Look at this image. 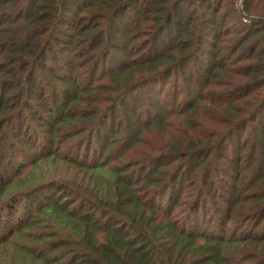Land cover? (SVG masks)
<instances>
[{
    "label": "rangeland",
    "instance_id": "obj_1",
    "mask_svg": "<svg viewBox=\"0 0 264 264\" xmlns=\"http://www.w3.org/2000/svg\"><path fill=\"white\" fill-rule=\"evenodd\" d=\"M202 1L189 0L182 7V13L185 11L183 14H189L196 20V24H199L198 28L204 11L200 4ZM216 1L222 3L220 21L213 26L210 25L205 31L207 34L202 33V41L198 42L201 43L200 49L195 48V44L189 45L192 43L190 41L184 42L186 44L182 45L183 52L176 54L177 59L179 57L182 61L181 66L175 68L174 74L170 76L164 74L146 79L149 77L147 70L122 72L133 62L153 61L171 50L175 43H181L178 38L182 23L177 28H168L165 32L158 28L154 30L145 28L149 23L148 19H153L157 12L153 11L152 0H140V3L122 14L119 19L112 18L105 24L101 22V25L105 26L103 31L106 33L105 38L102 39L101 36L98 39L89 38L84 42L83 38L74 36L78 34L74 25L59 27L62 35L52 44V50L49 51L46 61L47 69L53 68L59 78L54 81L53 72L48 70L40 73L39 81L47 89L44 99L52 110L51 115L43 121L50 130H44L35 124L32 112L24 113L21 117V120L29 125L25 131L19 129V119L0 127V189H4L5 181L14 179L16 175L22 177L27 174L32 159L38 157L41 152L50 153L56 150L58 158L51 161L52 169L47 173L50 185H47L41 194L29 199L25 197L17 203L8 200L11 193L3 195L1 201L5 202L4 205L0 204V239L12 234L27 220L32 208H35L34 205L31 207L33 201H38V205L42 204V199L51 197L60 189L69 194H71L69 190L78 192L79 189L86 198L100 202L96 194L86 187L93 186L96 177L90 172L85 173L84 170L72 166L95 163L101 158L105 149L111 152L108 162L116 159L120 154L124 155L123 160L111 164L121 167L128 165L133 159L139 161L152 156L153 160L147 164L153 172H160L154 177L152 186L142 187L144 178L151 179L150 174L144 173L141 167L132 170L127 176L136 185L134 190L141 200L146 201L157 211L160 210L161 215L170 213L171 217L187 225V228L190 227V231L219 236H233L237 233L241 238L251 234L259 237L264 235V222L258 225L257 219L251 218L249 221L244 219L240 223L232 220L227 224L224 210L218 213V209H224L228 205L227 200L234 199L231 192L233 186L238 190L237 192L242 191L245 195L246 185L252 184L255 176L264 169L263 136L259 130L261 125L259 126L257 122L261 119L264 122V111L257 118L258 120L251 122L229 139L220 162L216 160V155H210L208 158L205 156L202 162L200 157L194 159L200 155V152H195L193 148L187 160H173L175 151L180 152L195 143L192 141L193 137H197L196 134L199 135L203 131L202 125L206 131L214 125H223L227 118L224 112L227 105L225 103L232 101L225 97L236 94V87L242 80L245 81V78L238 74L248 68L247 65L253 60L250 54L251 47H258V54L264 47V42H260L259 39L256 43L248 44L249 50H240L234 55L231 54L232 50L227 48L228 41L236 39L244 31V25L248 24L247 28L250 29L254 20L240 18L238 11L246 15L245 7L253 2L254 8L247 13L254 18L257 16L256 20L261 19L260 16H264V0ZM216 1L213 0V3ZM75 2L77 4L72 10L77 17L76 23L89 24V21L83 20L88 19L85 3L93 5L99 3V0H85L84 3L82 0H73V3ZM139 9L145 10L141 11L145 16L136 15ZM173 10L175 11V8ZM146 11L148 14H145ZM119 25H124L127 34L118 38L114 32ZM231 32L234 33L235 38L232 37ZM91 50L93 51L89 53L88 58H83L82 55ZM108 53L110 55L106 58ZM183 56L185 60L181 59ZM257 56L259 55L256 54L255 57ZM54 57L60 63H55ZM187 59L189 64L184 66L183 60ZM215 61L227 70L216 71ZM96 66L98 68L94 71ZM93 72H95L94 78H92ZM217 72H219L218 77L215 78ZM185 74L188 75L184 77ZM235 77L237 80L234 79ZM60 79L69 83L72 81L73 88L63 86ZM83 85H91V92L85 94L79 110L82 109L85 114H92L90 120L95 127L79 119L58 125L63 110L65 90L68 89L69 94L72 95L77 87ZM230 89H233L231 93L234 94L227 92ZM199 94L203 95L204 99L198 102ZM236 98H240V95L238 94ZM238 103L242 105L243 101ZM192 104L198 105L197 114L186 113L189 105ZM35 105L42 109V103L36 102ZM167 114H170L167 122L161 124V118ZM191 121L195 126L197 125L196 129H191ZM83 126H88V129L77 137L71 134ZM138 132H142L140 143L133 145ZM111 136L114 142L110 143L108 140ZM254 143H262V145L258 147L256 154L253 152L249 154ZM182 167L186 168L184 172L180 171ZM237 173L241 177L238 181L237 179L234 181ZM209 174L212 175L204 182ZM140 182L141 184L138 185ZM223 189L227 192V196L223 195ZM214 191H217V197L213 196ZM79 204H83L81 200L77 202L76 207H81ZM169 205L170 210H166ZM255 262L259 264L260 260Z\"/></svg>",
    "mask_w": 264,
    "mask_h": 264
},
{
    "label": "trees",
    "instance_id": "obj_2",
    "mask_svg": "<svg viewBox=\"0 0 264 264\" xmlns=\"http://www.w3.org/2000/svg\"><path fill=\"white\" fill-rule=\"evenodd\" d=\"M187 1L189 2V0H152L153 11L157 12L153 19H148L149 23L145 28L152 30L158 28L165 32L168 28H177L182 23L178 38L181 43H175L171 50L153 61L129 64L122 71L123 73L147 70L149 77L146 79L164 74L170 76L174 74L175 68L181 66L182 61L179 57L177 59L176 54L183 52L182 45L186 44L184 42L190 41L192 43L189 45L195 44V48H201V43L198 42L202 41V33L204 35L210 25L213 26L220 21L222 3L216 0L214 3L213 0L200 2L204 11L198 28L199 24H196V20L189 14H183L185 11L182 13V7ZM138 3L140 0H99V3L93 4L94 7L92 4L85 3L88 19L83 20L89 21V24L78 25L75 21L76 14L72 10L77 3H73V0H0V127L19 119V129L25 131L29 125L26 121L23 122L21 117L24 113L32 112L34 123L44 130H50L43 121L51 115L52 110L44 99L47 89L39 81L40 73L48 72V70L53 72L54 81L59 78L53 68L46 67L52 44L62 35L59 27L74 25L78 30V34L74 36L83 38L84 42L89 38L98 39L102 36V39L105 38L106 33L103 31L105 26H102L101 22L105 24L112 18L119 19L122 14ZM254 6L255 4L251 2L245 7L246 15L238 11L240 18L254 20L250 29L247 28L248 24L244 25V33L228 41L227 48L232 50V55L240 50H249L248 44L256 43L259 39L260 42H264V16L256 20L257 16L254 18L247 13ZM141 11L145 10L139 9L136 15L143 16ZM145 14H148V11ZM123 27L124 25H119L115 29L114 33L118 38L127 34ZM231 34L235 38L234 33L231 32ZM251 48L250 54L253 60L247 65L248 68L238 74L245 78V81L242 80L236 87V94L231 93L233 89L227 91L234 95L225 97L232 101L225 103L227 105L224 112L227 118L223 125H214L209 131H206L202 125L203 131L199 135L196 134L197 137H193L194 139L192 138L195 143L185 150L175 151L177 154H174L173 160H187L193 148L195 152H200V155L194 159L200 157L202 162L205 156L208 158L210 155H216V160L220 162L229 139L251 122L258 120L257 118L263 113L264 47L259 54L258 47ZM92 51L85 52L82 55L83 58H88ZM256 54L259 56L255 57ZM109 55L108 53L105 57ZM182 58L185 60L184 56ZM54 59L55 63H60L56 57ZM184 60V66H187L189 59ZM87 61L86 59L85 62ZM214 67L216 71L227 70L219 66L217 61ZM97 68L96 66L94 71ZM218 73H215L217 74L215 78L218 77ZM94 75L95 72L92 73V78ZM187 75L185 74L184 77ZM236 77L235 80H237ZM215 78H213L214 81H216ZM59 81L64 84L63 86L73 88L72 81L70 83L61 79ZM76 89L72 95L69 94L68 89L65 90V100L62 102L63 110L58 119V125L79 119L85 124L90 123L94 126L90 120L92 114H85L82 109L79 110L85 94L91 92V85H83ZM238 94L240 98H236ZM203 99L204 96L199 94L198 102ZM225 99L223 94V103ZM241 100L242 105L238 103ZM36 102L43 104L42 109L35 105ZM196 104L189 105L186 113L197 114L198 105ZM55 109L53 104V110ZM169 116L170 114L163 116L160 123L165 124ZM109 118L108 116L107 119ZM257 122L259 126L261 125L259 130L263 136L264 145L263 119ZM191 124V129H196L197 125L195 126L193 121ZM87 127L83 126L84 129L81 127L71 134L77 137L88 129ZM141 134L142 132H138L133 145L140 143ZM108 142H114V138L111 136ZM261 145L262 143L252 144L249 154L250 152L256 154ZM110 153L105 149L101 158L95 163L72 166L84 170L85 173L90 172L96 177L94 185L86 187L96 194L97 200L100 199L101 203L86 198L79 189H77L79 193L69 190L72 195L60 189L51 197L42 199V204L39 205L38 201H33L31 207L34 205L35 208H32V213L27 220L12 234L0 239V264H245L247 262L257 264L256 260H260L259 264H264V235L259 237L251 234L241 238L237 233L233 236H219L190 231V227L187 228V225L171 217L170 213L161 215L160 210L158 212L146 201L141 200L134 190L136 185L127 176L132 170L141 167L144 173L150 174L151 179L144 178L142 187L152 186L154 177L160 172L158 170L153 172L148 166L147 162L153 160L152 156L139 161L133 159L128 165L121 167L111 164L123 160L124 155L120 154L116 159L108 162ZM57 158L56 150L50 153L41 152L38 157L35 156L27 174L22 177L16 175L14 179L4 182V186L2 185L4 189H0L2 196L0 204L4 205L5 201L1 200L6 193H11L8 200L16 203L25 197L29 199L41 194L47 185H50L47 173H50L52 169L51 161ZM183 170L185 171L186 168L180 169L181 172H184ZM214 172L217 173V171ZM211 175L209 174L204 182ZM240 177L241 175L237 173L234 181L235 179L238 181ZM140 184L141 182L138 183ZM234 188V186L231 188L234 199L227 200L228 205L224 209H218L219 214L224 210L227 224L232 220L240 223L244 219L249 221L251 218L257 219L258 225L263 223L264 169L262 173L255 176L252 184L246 185L245 195ZM222 193L227 196L224 189ZM213 196H218L217 191H214ZM80 200L83 204H79L81 207H76ZM198 207L200 208L199 205ZM167 209L170 210V205ZM66 258H68L67 261Z\"/></svg>",
    "mask_w": 264,
    "mask_h": 264
}]
</instances>
